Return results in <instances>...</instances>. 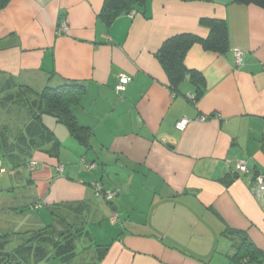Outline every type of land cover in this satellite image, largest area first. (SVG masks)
I'll return each instance as SVG.
<instances>
[{
    "label": "crops",
    "instance_id": "0c3cea01",
    "mask_svg": "<svg viewBox=\"0 0 264 264\" xmlns=\"http://www.w3.org/2000/svg\"><path fill=\"white\" fill-rule=\"evenodd\" d=\"M104 3L10 0L0 10V101L18 90L8 82L41 92L77 81L85 93L74 114L91 131L85 145L46 117L58 155L47 152L51 144L30 157L0 155L9 172L0 196L12 198L0 202V236L15 235L5 251L53 227L75 235L72 255H57L49 238L43 250L27 245L25 264H264V203L255 194L264 177V8L146 0L107 27L99 18ZM202 19L226 21L229 51L189 50L186 67L205 80L193 103L199 85L186 79L174 96L156 54L176 35L207 38ZM122 75L131 81L119 93ZM15 108L0 106V148L28 123L26 111ZM240 161L247 172L238 171ZM107 192L117 194L108 201ZM115 212L119 222L112 223ZM246 239L253 252L237 257Z\"/></svg>",
    "mask_w": 264,
    "mask_h": 264
},
{
    "label": "trees",
    "instance_id": "16d2710c",
    "mask_svg": "<svg viewBox=\"0 0 264 264\" xmlns=\"http://www.w3.org/2000/svg\"><path fill=\"white\" fill-rule=\"evenodd\" d=\"M233 1L238 4L256 5L264 8V0ZM9 2L10 0H0V10L5 9ZM145 4L146 0H105L102 13L99 16L100 21L110 27L119 16L130 14L135 7H144ZM201 25L210 29V34L207 38L203 39L190 33L176 35L167 39L156 54L157 59L167 73L168 87L174 96L180 95V85L186 81L188 76L191 78V82L199 85L195 95V102L205 92V80L200 73L189 70L186 67L185 58L189 50L194 45L200 44L205 50L222 55L229 51V31L226 21L202 19ZM7 88H10V91L12 89L18 90L9 93L7 100L0 101V106L9 104L25 110L28 116V123L17 133L18 135L14 140L8 141L9 144L6 148H0L2 157L11 159L12 151L18 156H23V158L26 156L30 157L33 152L43 150L50 144L52 149L50 151L47 150V152L51 155H58L60 143L55 133L46 125V117H52L59 124L66 126L71 135L80 143L85 145L88 143L91 131L81 127L74 114V108L80 104L85 93L83 84L77 81H68L61 86L46 87L41 92H37L30 87L8 82ZM4 136L0 134V137L3 138ZM48 228L49 236L46 234L44 237V231L34 232L30 235L29 242L26 245L19 247L13 252H6L5 248L8 239L15 235L0 236V264H25L27 262L26 255L32 251V245H27L35 241V243L39 244L40 250L42 249V244H46L49 238H51L49 242L54 245L57 255L62 256L65 254L71 256L74 249L75 235L54 231L53 227ZM98 248L99 250H107L108 247L99 246ZM252 249V244L247 240L245 245L240 247L237 257H245L253 252Z\"/></svg>",
    "mask_w": 264,
    "mask_h": 264
},
{
    "label": "built area",
    "instance_id": "2783aa9c",
    "mask_svg": "<svg viewBox=\"0 0 264 264\" xmlns=\"http://www.w3.org/2000/svg\"><path fill=\"white\" fill-rule=\"evenodd\" d=\"M67 30H68L67 26L65 24L62 25L61 31L62 32H66ZM235 61H236L237 65H241V63L243 61V53L241 51H236L235 52ZM130 81H131V79L129 77H127L126 75H122L120 77V83L118 84V86L116 88L117 92H119V93L124 92L126 90V87H127V85L129 84ZM190 100L193 103H195V96H191ZM206 119H207V117H201L200 118V120H202V121H204ZM188 124H189V120L187 118H184L177 124L176 128L179 131L183 132L187 128ZM36 167H37V162L36 161H32L29 164V168H30L31 171H34L36 169ZM237 168H238L239 172H247L248 171L247 163L244 162V161H240L238 163V165H237ZM57 169H58L59 172H63L64 171V167L63 166H59ZM5 172H6V169L0 163V175H2ZM96 191H97L98 194L102 193V189L99 188V187H96ZM261 191L264 192V177L260 175L257 178V188L255 190V194H257V192H261ZM116 194H117V192H107L104 195H105V198L108 201H111L116 196ZM37 208L38 207H36L35 209H37ZM118 221H119V214L117 212H115L114 215L111 217V222L112 223H117Z\"/></svg>",
    "mask_w": 264,
    "mask_h": 264
},
{
    "label": "rangeland",
    "instance_id": "374dc122",
    "mask_svg": "<svg viewBox=\"0 0 264 264\" xmlns=\"http://www.w3.org/2000/svg\"><path fill=\"white\" fill-rule=\"evenodd\" d=\"M60 127H62V129L64 130V131H66V133H68V130H67V128L65 127V126H63V125H60ZM8 164H10V163H8V161H7V165ZM8 166H10V165H8ZM12 168V167H11ZM7 181H9V172L7 171L6 173H3L2 175H0V184L3 186V185H5V184H7ZM21 192L22 191V189H18V192ZM9 196H11V194H8L7 192L6 193H2V195L0 196V202L3 204V202H7V200H9V201H11L12 200V198H10ZM24 210H26V207H25V209ZM114 215V214H113ZM112 215V216H113ZM59 216V218L57 219V222H56V224L57 225H59L60 226V224H62V223H64V217L63 216H61V215H58ZM119 222V221H118ZM17 240H15V242H16Z\"/></svg>",
    "mask_w": 264,
    "mask_h": 264
},
{
    "label": "water",
    "instance_id": "95a60500",
    "mask_svg": "<svg viewBox=\"0 0 264 264\" xmlns=\"http://www.w3.org/2000/svg\"><path fill=\"white\" fill-rule=\"evenodd\" d=\"M191 78L188 76L187 77V80H190ZM257 197H258V200L261 202V203H264V192L261 191V192H257Z\"/></svg>",
    "mask_w": 264,
    "mask_h": 264
}]
</instances>
